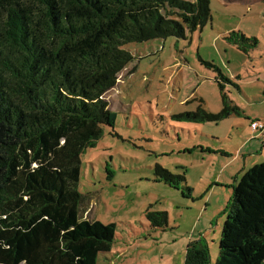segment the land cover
Listing matches in <instances>:
<instances>
[{
	"label": "trees",
	"instance_id": "trees-1",
	"mask_svg": "<svg viewBox=\"0 0 264 264\" xmlns=\"http://www.w3.org/2000/svg\"><path fill=\"white\" fill-rule=\"evenodd\" d=\"M210 20V0H0V264H95L110 250L115 224L81 218L78 183L80 155L115 124L104 95L134 58L123 46L184 38ZM224 38L245 53L258 43L234 30ZM203 62L217 71L221 109L182 116L240 115L223 82L236 85ZM230 187L215 264H264V162ZM146 217L167 225L166 212ZM209 263L205 242L187 245L183 264Z\"/></svg>",
	"mask_w": 264,
	"mask_h": 264
},
{
	"label": "rangeland",
	"instance_id": "rangeland-1",
	"mask_svg": "<svg viewBox=\"0 0 264 264\" xmlns=\"http://www.w3.org/2000/svg\"><path fill=\"white\" fill-rule=\"evenodd\" d=\"M262 5L254 3L256 11ZM222 6L221 0H210L211 22L184 38L123 46L134 58L104 95L116 116L114 127L103 126L95 145L80 155L81 218L115 224L111 248L98 253L95 264H183L187 245L196 240L207 244L209 264L219 256L232 196L235 162L229 161L242 141L236 131L243 132L249 122L242 114L217 122H192L182 114L199 105L207 112L221 109L217 71L203 61L228 71L216 58H222L220 43H227L220 33L225 27L240 24L248 38L252 32L262 39L253 14L239 5L235 15L245 19L235 23L238 17ZM229 45L234 54L242 53ZM226 89L237 95L233 85ZM237 106L246 114L258 108L246 101ZM157 166L184 180L175 186L166 182L155 174ZM147 211L166 212L167 225L152 226Z\"/></svg>",
	"mask_w": 264,
	"mask_h": 264
},
{
	"label": "crops",
	"instance_id": "crops-1",
	"mask_svg": "<svg viewBox=\"0 0 264 264\" xmlns=\"http://www.w3.org/2000/svg\"><path fill=\"white\" fill-rule=\"evenodd\" d=\"M221 3L223 5L222 7L224 8L222 9V11L234 13L232 17H238V21L235 20V23H240L244 21L245 18L241 17L242 15L239 13H236L235 15V11L233 10V8L240 7L239 5H241V8L245 10V12H248V14H253V16H255V18L259 20V25L261 26L260 31L262 36V39H259L255 36H252L253 34H251L252 32H250V36L255 37L258 43L255 47L251 48L246 53L241 51L242 53H244V55L242 53L240 54L237 52L236 54H234V48L231 47L229 45L230 43L228 42L220 43L219 50L221 51L222 58L220 59L216 55L217 60L220 62L221 65L225 64L228 68V71L226 72V74H224L222 70L218 66L217 67L229 80H231L236 85L237 95L233 97L232 94L230 95L229 90L226 89V84L229 83L223 82L224 91L228 93L230 100L232 98L233 100L231 101L236 106L237 103H245L246 101L249 104L257 105L258 107L251 114H246V112H244L241 108L238 107L241 111V114L245 117V119L248 120L249 124L246 128L247 131L246 129L243 132H239V130L236 131V135L242 141L235 150L237 152L234 153V156L231 157L229 161L233 163L235 162V165H233L230 170V176L232 177L230 179H232L233 183L234 180L240 178L238 177V175L242 176L252 166L264 162V129L253 130L250 127V123L252 121H261L264 123V0H221ZM254 3L258 5H263L256 11ZM246 5L247 7H245ZM207 23H209V21ZM233 30L240 31L245 36H249L247 30L243 28L240 24L232 25V27H225V30L220 33H222L224 38L228 32ZM213 40H216L217 42L219 38L215 37L213 38ZM237 50L239 49L237 48ZM222 52H226V54L223 55ZM241 72L248 76V78L245 79L246 81L242 79L243 76H241ZM216 80L217 76L215 78V82L217 83ZM244 86L248 87L250 91H245ZM241 97H243L245 100H243Z\"/></svg>",
	"mask_w": 264,
	"mask_h": 264
},
{
	"label": "built area",
	"instance_id": "built-area-1",
	"mask_svg": "<svg viewBox=\"0 0 264 264\" xmlns=\"http://www.w3.org/2000/svg\"><path fill=\"white\" fill-rule=\"evenodd\" d=\"M250 127L253 129V130H262L264 129V123L261 122V121H252L250 123Z\"/></svg>",
	"mask_w": 264,
	"mask_h": 264
}]
</instances>
